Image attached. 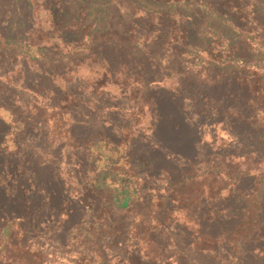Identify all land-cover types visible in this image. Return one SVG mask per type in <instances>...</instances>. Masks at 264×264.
<instances>
[{
    "label": "trees",
    "instance_id": "obj_1",
    "mask_svg": "<svg viewBox=\"0 0 264 264\" xmlns=\"http://www.w3.org/2000/svg\"><path fill=\"white\" fill-rule=\"evenodd\" d=\"M5 1L10 4V8L6 9L4 4H0V35H5L0 37L1 41L19 44L22 39H27L29 48L40 45V50L45 49V41L50 35L44 29L30 31L28 27V34L19 38L13 34L14 28L21 29V26L27 25L33 17L39 15L42 8L40 0ZM26 1L29 12L23 14L21 21L15 20L16 12L12 8H19L18 4L26 6ZM41 1L46 9L49 7L53 12L52 23L59 33L58 39L71 51L90 52L94 44L97 51L107 56L109 50L118 52L122 48L112 42L114 37H118L126 42V49L129 48L133 53L139 52L136 46L128 42L133 39L137 26L132 20L138 10L134 0H122L118 6L119 14L124 19L116 31L111 29L104 18L93 17V10L98 7L100 0H71L69 5L66 0ZM61 8H65L63 14H59ZM75 14L78 16L75 17ZM66 17H70L69 20L62 21ZM73 20L77 24L79 22L81 27L84 26L82 32L67 31ZM58 21L62 22L59 27ZM184 21L193 38L197 24L193 19ZM170 27L168 34L171 43L162 53L164 66L173 67V72L179 71L177 75L180 79L188 81L194 78L193 72L180 69L176 48L173 46L178 42L180 25L174 21ZM89 32L93 33L91 40L85 41ZM94 33L99 34L94 36ZM94 54L98 56L96 52ZM16 56L20 57L18 54ZM107 57L101 60L106 61ZM29 66L23 59L19 69L21 76L23 70L29 75L35 73V77L29 76L34 81L33 85L26 86L11 78L12 70L0 68V93L4 94L0 100V264H51L54 257L59 255L57 252L67 255L83 248L92 251V264H115L121 251L131 244L138 248L133 264H187L183 243H175L173 240L171 245L168 229L172 230V225L177 223L190 232L191 240L186 246L195 254L214 255V258H218L220 249L224 248V264H264V173L250 161L249 157L253 153L242 154L239 159L231 158L228 161L225 156L219 155L215 142L204 139L201 126L190 121L188 116L196 110L193 107V96L179 88H167L164 80L147 81L143 74L136 71L123 73L118 80H110L108 77L98 80L99 88L108 81L119 82L122 89H127L133 100L140 105L138 115L145 114V107L149 108L153 115L154 131L149 150L144 151L141 147L137 148L134 129L145 116H129L118 138L115 136L114 122L107 116L111 110L118 111L115 106H102L96 116H72L73 102L80 101L70 99L71 92H62L65 90L62 86H55L56 79L52 72L37 69L31 71ZM231 70L228 69L224 74ZM169 76L173 77V74ZM257 76L255 74L253 78L254 82H258L257 92L249 100L255 108L254 116H245L240 110L237 112L235 106L227 105L228 113L235 115L236 120H243L246 126L240 132L241 135L236 136V143L242 145L245 143L243 135L247 132L251 133L252 139L263 143L264 124L260 118L264 122V105L258 104L257 98L264 97V84L257 80ZM218 81V84L223 83L222 80ZM206 84L209 83L206 81ZM211 86L215 93L223 90L214 84ZM43 89L47 93H54L56 100L45 103L41 97L44 95ZM23 92L34 95L35 108L19 114L9 96ZM166 95L174 103H179L175 109L176 114L172 110V115L161 111L162 100L168 98ZM134 110L135 106L127 112L133 114ZM212 110L207 112L214 116ZM223 111L224 107H220L215 115L221 116ZM228 123L235 124L231 121ZM37 136H45L47 142L44 145L50 148L58 146V151L66 145L83 152L82 162L86 167L84 182L88 192L85 196H93L99 202L97 206L101 205L96 217L73 223L66 231L64 245L52 252L41 246L34 248L28 238L29 235H35L36 227H39L38 212L32 208L34 198L46 194V199L55 205L56 199L62 198L57 208V220L52 221L56 227L58 221L63 222L71 217L73 200L85 208L87 204L85 197L73 195L65 188V183L55 189L54 183L59 180L56 179L58 170H55L53 164L58 165V160L50 162L37 156L38 149L32 143L37 140L42 143ZM29 141L31 146L28 145ZM203 145L209 151L206 155H199V146ZM48 154L54 157L56 153L51 151ZM45 165L49 166V170H46L47 187L43 186L41 178V166ZM144 170H148V177L153 179L151 185L146 181L148 177L142 174ZM250 180H254L255 201L246 203L245 211L240 216L225 214L221 208L217 212L203 210L205 202L237 200L241 184ZM68 205L71 206L69 210L66 209ZM114 218H118V222H129L124 246L111 254L103 248L100 239L110 228L115 227ZM218 227L221 228L219 232L216 231ZM162 233H166V238L161 237ZM168 249H173L175 255L170 254ZM190 264L199 262L194 260Z\"/></svg>",
    "mask_w": 264,
    "mask_h": 264
},
{
    "label": "rangeland",
    "instance_id": "obj_2",
    "mask_svg": "<svg viewBox=\"0 0 264 264\" xmlns=\"http://www.w3.org/2000/svg\"><path fill=\"white\" fill-rule=\"evenodd\" d=\"M66 1L67 5L71 4V0ZM134 2L138 10L132 20L137 26L133 33V39L128 42L134 47L136 46L135 49L139 52L133 53L129 48L126 49V42L118 39V37H114L112 42H115V45L119 44L122 48L118 52L109 50L107 52L108 57L106 54L102 55L97 51L94 44L91 45L92 50L90 52L71 51L58 39L59 33L52 23L53 12L49 7L46 9L43 1L40 0V8L41 5L42 8L39 15L33 17V20H30L27 25L21 26V29L14 28L13 34L19 38L23 34H28V27L31 28L30 31L44 29L50 35L45 41L46 44L43 43L46 48L40 50V45H31L32 47L29 48L27 39H22L21 43L18 44V42L6 43L0 38L1 70H12L11 78H15L21 84L23 82L25 86L26 84L33 85L34 81L33 79L30 80V77H35V73L29 75L26 70H23L22 76L20 75L19 69L23 59L31 65V67L29 66L31 71L37 69L52 72L56 79L55 86H62L65 89L62 92H71L70 99L76 98L80 101L73 102L75 104L71 106L72 116L77 114L78 116L82 114L96 116L102 106H115L118 111L111 110L107 112V116H110L111 119L109 118V120L114 122L115 136L118 138L121 127L129 116H145L134 129L137 136V148L141 147L144 151L149 150L154 131L151 117L153 115L149 112V108L145 107V114L138 115L140 105L133 100L127 89H122L119 82L108 81L100 88L97 82L102 77L118 80L123 73L134 71L143 74L147 81L151 79L164 80V85L167 88H179V90H183L195 98L193 107L196 110L188 115L189 119L201 126L204 139L215 142V148L221 157L225 156L229 161L231 158L239 159L242 154L253 153V156L249 157L250 161L255 168L264 173V138L262 139L263 143H261L252 139L251 133L247 132L243 135L245 143L243 145L236 143V136H240V132H243L246 126L243 124V120H236L235 115H230L227 111V105H231L235 106L237 112L240 110L245 116H254L255 108L249 100L250 98L253 99L257 92L258 82L253 81L255 74L258 75L257 80L264 84V0H134ZM0 4H4L6 9L10 8V4H7L5 0H0ZM120 4H122V0H100L98 7L93 10L95 12L93 17L104 18L111 29L116 31L119 28L118 24H123L124 19L119 14L118 6ZM25 5L18 4L19 8H12L16 12L14 16L17 19L15 20L21 21L23 14L29 12L27 1ZM65 8H61L59 14H63ZM169 10L171 12L167 13ZM71 14L72 11L70 16ZM77 16L75 14V17ZM69 18H62V21L65 22ZM187 19H193L194 23L197 24V27L194 28L196 37L193 35L191 38L189 28L185 26L184 20ZM174 21L180 25L178 42L173 45L176 48L180 69L192 71L194 76L188 81L180 79L177 75L179 71L173 72V67L166 68L164 66L162 53L171 43L168 30ZM61 24L62 22L58 21V27ZM78 24L77 21L73 20L67 31L82 32L84 26L81 27ZM1 27H5V25H1ZM92 34L89 32L84 40H91ZM98 34L94 33V36ZM1 36H5L4 33ZM95 52L98 56L94 54ZM17 54L20 57H17ZM104 57L108 59L102 61L101 59ZM230 68H232L231 72L224 74ZM170 74H173V77H170ZM218 80H222L223 83L218 84ZM206 81L210 85L206 84ZM213 84L222 87L223 90L215 93L211 90ZM43 90L44 95L41 97L45 103H51L50 101L53 99L56 100L54 93H47L45 89ZM237 94L238 96L235 97ZM1 96L4 97V94L0 93V100ZM166 96L168 98L163 99L162 102L160 100L161 111H165L166 115H172V112L176 114L175 109L179 107V103H174L169 95ZM9 98H12L11 104L19 114L35 108L33 105L34 95L31 92L10 94ZM222 99L223 103L221 102ZM258 102L264 105V97L261 99L259 96ZM134 106V113H128L127 110ZM220 107H224V111L221 116H217L215 113L216 110H220ZM211 109H213L214 116L207 112ZM100 115L103 116L104 112ZM261 119L262 117L260 121L264 124ZM229 121L235 124L229 125ZM37 137L42 140V143L38 140L32 142L35 149H38L37 156H41L43 160L50 162L58 160V165L52 163L56 168L55 170H58L56 179L59 182L54 183L55 189L60 187L59 184L65 183V188L73 195L80 196V198L85 197V204H87L85 208L79 203H74L73 200L71 217L64 219L63 222L58 221L57 228L52 221L57 220L59 212L57 208L62 203V198L56 199V205L46 199V194L34 198L32 208L38 212L39 227H36V234L29 235L28 238L34 248L41 246L52 252L64 245L66 231L73 223L81 219L96 217L101 205L97 206L99 202L93 196H85L87 188L84 182L86 167L82 162L84 161L83 152L73 150L66 145L58 151V146L56 149L44 145L47 142L45 136V139L43 136ZM32 143L29 141L28 145ZM51 151L56 153L54 157L48 154ZM199 151V155H206L209 150L207 146L203 145L199 146ZM56 156L58 157L56 158ZM134 157L138 159L136 154ZM79 164L82 166L79 167ZM41 169L43 170L42 184L47 187L49 184L47 183L46 170H49V166H41ZM142 174L145 178L149 176L148 170H144ZM146 181L151 185L153 179L148 177ZM239 194L240 196L234 201L205 202L203 210L217 212L221 208L225 210V214L240 216L245 211L246 203L255 201L254 180L243 182L239 188ZM70 207L66 209L69 210ZM50 216L52 217L50 218ZM113 221L115 227L110 228L100 239L103 248L111 254L124 246V240L127 238H125L128 230L127 222H129H118V218H114ZM172 227V230L168 229L171 233V245L173 240L175 243H183L187 264L194 262V260H197L199 264L225 263L224 248L220 249L218 258H214V255L195 254L186 246L191 240L190 232L179 223L173 224ZM216 231H221V228L218 227ZM165 234L162 233L161 237L166 238L167 235ZM137 249L134 244L127 246L115 259V264H133ZM168 252L175 255L173 249H168ZM60 253L62 252H57L59 255L54 257L51 264H89V262L92 264L90 261L91 250L88 251L83 248L67 255ZM185 255L183 256L185 257Z\"/></svg>",
    "mask_w": 264,
    "mask_h": 264
}]
</instances>
